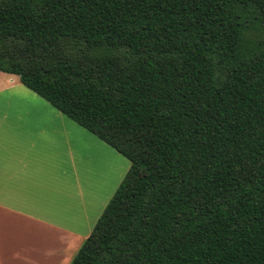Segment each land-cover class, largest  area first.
Returning a JSON list of instances; mask_svg holds the SVG:
<instances>
[{
	"label": "trees",
	"instance_id": "1",
	"mask_svg": "<svg viewBox=\"0 0 264 264\" xmlns=\"http://www.w3.org/2000/svg\"><path fill=\"white\" fill-rule=\"evenodd\" d=\"M0 70L129 160L68 264H264V0H0Z\"/></svg>",
	"mask_w": 264,
	"mask_h": 264
},
{
	"label": "crops",
	"instance_id": "2",
	"mask_svg": "<svg viewBox=\"0 0 264 264\" xmlns=\"http://www.w3.org/2000/svg\"><path fill=\"white\" fill-rule=\"evenodd\" d=\"M115 153L0 70V264H68L129 167Z\"/></svg>",
	"mask_w": 264,
	"mask_h": 264
},
{
	"label": "rangeland",
	"instance_id": "3",
	"mask_svg": "<svg viewBox=\"0 0 264 264\" xmlns=\"http://www.w3.org/2000/svg\"><path fill=\"white\" fill-rule=\"evenodd\" d=\"M119 154V153H118ZM122 157L124 158V160H125V162H128V159L127 158H125L123 155H122ZM117 151H116V153H115V161H116V164H117V162H118V165L119 164H121V162L120 161H118L117 160ZM123 167V166H122ZM119 171V169H118V167H116V170H115V174H114V176H113V181L116 183V186H117V184L119 183V181H120V179L121 178H119V175H120V172H118ZM126 171V170H125ZM123 176V175H122Z\"/></svg>",
	"mask_w": 264,
	"mask_h": 264
}]
</instances>
